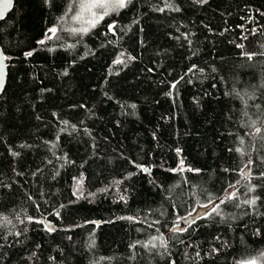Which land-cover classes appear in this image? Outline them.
I'll list each match as a JSON object with an SVG mask.
<instances>
[{"label":"trees","instance_id":"obj_1","mask_svg":"<svg viewBox=\"0 0 264 264\" xmlns=\"http://www.w3.org/2000/svg\"><path fill=\"white\" fill-rule=\"evenodd\" d=\"M75 10L0 19V264L261 261L264 0H131L95 28Z\"/></svg>","mask_w":264,"mask_h":264},{"label":"snow or ice","instance_id":"obj_2","mask_svg":"<svg viewBox=\"0 0 264 264\" xmlns=\"http://www.w3.org/2000/svg\"><path fill=\"white\" fill-rule=\"evenodd\" d=\"M200 3H206L207 0H199ZM11 0H6L5 3V7H7L8 5H10ZM131 3V0H75V14L72 16V20L73 21H77V22H83L88 24L91 28H95L97 26V24H99L100 21H102L106 16H108L110 13L112 12H116L119 9H123L127 6V4ZM69 11H73V7L69 8ZM87 14V15H85ZM0 16H2V13H0ZM116 25L115 23L109 25V30L111 31L113 28H115ZM58 29L56 27H52L48 29L49 33H52L53 35H55L57 33ZM71 31L73 33L76 32H81V33H87L89 31V27H82L79 29H71ZM51 36H48V39H51ZM41 44L44 43V41H40ZM237 47H243V45H237ZM248 59H252V57L254 55H256V53H244ZM27 55H32L31 52L27 53ZM121 55H123V53H121ZM131 59V57H129ZM7 59L6 56H4L3 54H0V86H2L3 84V75H4V61ZM114 63L116 64H120L123 63V61L118 57ZM173 87H175V85H173ZM259 107V106H258ZM251 127L255 128V134H259L261 133L262 129L258 126H256V121H253L251 124ZM241 145L244 143L243 139L240 140ZM179 151V150H178ZM236 151L241 153L242 155L243 150L242 148H236ZM251 160H249V165L251 164ZM183 164V161H181V165ZM247 167V165H246ZM145 171H147V169H144ZM183 170V168H181V171ZM191 170V169H189ZM198 171V170H197ZM227 171V170H226ZM241 172H244V169L240 170ZM262 176H264V173L261 174ZM243 178H247V176L243 177ZM82 183H83V177H81L79 180L76 181L77 184V188L76 191L77 192H82ZM237 183H239V181H237ZM229 187H234V185H230ZM255 187H251L249 188V191H254ZM227 191V190H226ZM75 194V192H74ZM236 196L235 192H230L227 196V200H233ZM81 198L80 196H78V199ZM259 199V197H254L250 200L246 199L244 201H242V203L244 204H248L250 206L255 205L256 204V200ZM209 203H212V201H209ZM220 203H225L224 199L220 200ZM237 207H239L240 205H236ZM203 207L207 208L208 205H203ZM219 209V205H215L212 209H211V213H215L216 215H220V212L218 211ZM211 213H207L208 215H211ZM191 215V214H189ZM29 222L32 221V217H29ZM180 219H184V218H180ZM176 230H180V231H186V229H180L179 225H175L174 228L172 229V231H176ZM153 240H157L159 239L160 243H159V247L164 248L165 250H167V242L164 240V238L161 237H153ZM151 243V242H150ZM147 247V245H145ZM151 247L155 248L157 247V245L155 243H151ZM241 264H253V262H241Z\"/></svg>","mask_w":264,"mask_h":264},{"label":"water","instance_id":"obj_3","mask_svg":"<svg viewBox=\"0 0 264 264\" xmlns=\"http://www.w3.org/2000/svg\"><path fill=\"white\" fill-rule=\"evenodd\" d=\"M5 3H6V0H0V13H2V16H0V19L4 16V15H6L7 13H8V11H9V9H10V7H11V4H12V0H11V3H10V5H8L7 7H5ZM0 54H3L2 53V51H1V49H0ZM4 65H5V67H4V75H3V84H2V86H0V94H1V92H2V90H3V88H4V85H5V82H6V73H7V69H6V64H5V61H4ZM142 169V172L143 173H148V172H150V169H147V171H145L144 169H146V168H141ZM243 169L245 170L244 172H241L243 175H247L248 174V171H249V168H248V166L246 167V166H244L243 167ZM209 207V206H208ZM207 207V208H208ZM207 208H205V207H197L195 210H194V212L191 214V215H189L188 217H186L185 219H183L182 221H181V223H182V225H185V224H187L188 222H190L193 218H196L197 216H200V215H202L203 213H205V211L207 210ZM97 223V222H96ZM48 227H49V229H53V225L52 224H46ZM172 230V229H171Z\"/></svg>","mask_w":264,"mask_h":264},{"label":"rangeland","instance_id":"obj_4","mask_svg":"<svg viewBox=\"0 0 264 264\" xmlns=\"http://www.w3.org/2000/svg\"><path fill=\"white\" fill-rule=\"evenodd\" d=\"M246 262H253V264H264V257L259 262H257V261H246Z\"/></svg>","mask_w":264,"mask_h":264},{"label":"flooded vegetation","instance_id":"obj_5","mask_svg":"<svg viewBox=\"0 0 264 264\" xmlns=\"http://www.w3.org/2000/svg\"><path fill=\"white\" fill-rule=\"evenodd\" d=\"M194 212V211H193Z\"/></svg>","mask_w":264,"mask_h":264}]
</instances>
